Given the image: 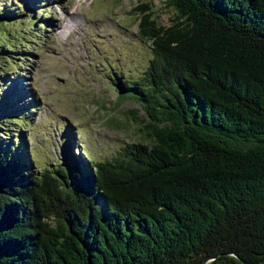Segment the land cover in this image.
I'll return each instance as SVG.
<instances>
[{"label":"trees","instance_id":"1","mask_svg":"<svg viewBox=\"0 0 264 264\" xmlns=\"http://www.w3.org/2000/svg\"><path fill=\"white\" fill-rule=\"evenodd\" d=\"M165 1L167 26L138 13L143 77L115 84L144 108L145 142L37 175L6 127L19 109L0 117V264H264V0Z\"/></svg>","mask_w":264,"mask_h":264},{"label":"rangeland","instance_id":"2","mask_svg":"<svg viewBox=\"0 0 264 264\" xmlns=\"http://www.w3.org/2000/svg\"><path fill=\"white\" fill-rule=\"evenodd\" d=\"M146 3L157 23H171L165 0H0V10L14 11L5 25L17 44L13 71L0 73V117L19 109L21 121L6 127L17 152L14 135L22 134L20 152L37 175L62 162L111 159L147 140L144 108L131 97L117 104L115 85L141 79L152 57L138 32Z\"/></svg>","mask_w":264,"mask_h":264}]
</instances>
